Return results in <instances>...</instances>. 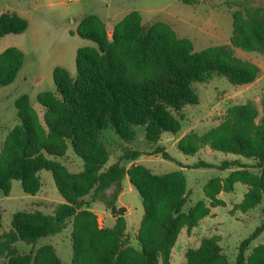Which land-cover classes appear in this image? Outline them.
<instances>
[{
  "label": "trees",
  "instance_id": "trees-1",
  "mask_svg": "<svg viewBox=\"0 0 264 264\" xmlns=\"http://www.w3.org/2000/svg\"><path fill=\"white\" fill-rule=\"evenodd\" d=\"M229 7L233 15L229 44L201 50H195L193 42L180 37L168 23L145 22L138 10L116 22L111 35L99 15L81 19L77 33L94 45L77 50L76 75L55 67L56 90L37 95L42 114L27 94L20 95L15 101L18 123L0 149L2 194H10L14 180L21 181L28 194L41 193L40 172L49 170L64 202L56 204L52 213L17 211L9 228L3 225L0 207L1 264H63L54 245L37 243L68 225L72 264H170L182 229L190 232L212 207L225 205L220 193L234 191L240 182L248 190L236 208L247 212L263 201L264 96L262 111L253 100L230 105L219 124L201 133L191 130L177 142L187 156L208 147L234 154L236 159L219 164L200 159L185 166L159 145L164 132L179 135L189 106L200 104L195 84L219 76L245 86L260 77V66L239 57L236 49L264 55V0H234ZM28 26V20L16 11L0 14V38L22 33ZM24 62L23 52L16 47L0 52V86L13 83ZM140 127L145 129L149 154L162 155L182 167L234 170L211 177L203 187L204 198L186 208L191 190L182 170L156 173L136 163L145 154L133 147ZM111 141L121 148L113 163ZM69 149L83 160L81 171H71L58 159L67 162ZM127 176L144 207L136 235L139 247L131 244L126 208L116 204ZM110 189L113 193L108 195ZM95 201L103 202L115 217L112 227L100 226L90 207ZM263 231L264 223L240 243L234 262L224 253L219 236L203 237L198 247L186 251V264H264V243L252 246ZM20 243L31 245L30 251L21 252Z\"/></svg>",
  "mask_w": 264,
  "mask_h": 264
},
{
  "label": "rangeland",
  "instance_id": "rangeland-1",
  "mask_svg": "<svg viewBox=\"0 0 264 264\" xmlns=\"http://www.w3.org/2000/svg\"><path fill=\"white\" fill-rule=\"evenodd\" d=\"M233 1L205 0L202 4L193 6L181 0H0V14L8 10L16 11L29 22L26 31L7 34L0 38V52L8 47H16L25 56L24 65L15 81L9 85L0 86V149L10 129L18 123L15 101L20 95L27 94L32 105L41 111L37 95L43 91L56 90L53 78L55 67H65L72 76L76 75L77 50L83 46L94 45L91 40L84 39L77 33L84 16L99 15L107 22V29L111 35L117 20L128 11L140 9L144 16L151 17L153 20H168L175 23L181 34L187 35L194 43L195 50H201L209 46L229 44L233 35V15L229 3ZM147 17L144 19L145 22L151 20ZM236 54L258 64L261 68L260 77L253 84L245 86L234 85L227 78L219 76L213 77L208 82L195 84L200 96V104L189 106L191 110L189 115L192 124H199L201 132L219 124L230 105L253 100L262 111L264 55L256 52L246 53L240 49H236ZM165 139L162 137L161 144H165ZM108 145L112 159L120 154L121 148L117 142L111 141ZM137 145L139 149L146 148L145 133L141 127L137 129ZM150 151V149L145 150L142 162L156 173L177 170L176 161L185 164L194 163L203 158L220 163L224 159L235 157L234 154L220 151H214L216 155L204 151L202 155L187 156L177 147H173L168 149V152L176 161H171L164 159L162 155L149 154ZM67 155H69L67 162L64 158L58 159L71 171H80L83 168V160L75 155L72 149L68 150ZM242 160L248 164L254 163V161ZM212 173L211 169L202 168L193 170L187 168L184 171L188 184L192 185L186 208L203 198V181ZM40 174L44 182L42 193L37 195L26 193L19 180L13 181L9 195L6 196L0 191L4 227H10L13 214L20 210L39 209L47 213L54 211L57 197L59 199L62 197L57 190L51 171L42 170ZM128 182V178L123 180L125 188L120 201L131 212L127 222L131 244L139 247L136 235L144 214V207L138 191L135 188L130 189ZM243 190V185L238 184L235 192L226 196L225 205L212 207L211 213L190 232L186 227L182 229L172 250L170 264H186V251L189 248L198 247L203 237L214 235L220 237L224 253L231 262H234L240 243L264 223V199L258 206L247 212L236 208ZM112 193L113 189L107 191L108 195ZM41 196L48 199L41 200ZM90 207L98 212L101 227L114 225L115 217L110 210L107 212L108 209L103 202L95 201ZM47 243L54 245L63 264H72L70 225L55 235L41 238L37 246ZM260 243H264V231L252 242V246ZM19 246L23 253L29 252L32 247L25 243H20ZM1 263L2 260H0Z\"/></svg>",
  "mask_w": 264,
  "mask_h": 264
},
{
  "label": "crops",
  "instance_id": "crops-1",
  "mask_svg": "<svg viewBox=\"0 0 264 264\" xmlns=\"http://www.w3.org/2000/svg\"><path fill=\"white\" fill-rule=\"evenodd\" d=\"M205 0H197V3L196 4H194L193 6H198L199 4H202L203 2H204ZM134 10H138V11H140V13L142 14V16H143V19H145L147 16H144L143 15V12L140 10V9H134ZM132 11V10H131ZM128 12H130V11H128ZM127 12V13H128ZM126 13V14H127ZM125 14V15H126ZM147 18H149V19H151V20H153V18H151V17H147ZM120 20V19H119ZM119 20H117L116 22H118ZM104 21V20H103ZM162 21V20H161ZM164 22H166V23H168V24H170L171 26H172V28L176 31V33L180 36V37H186V38H188L187 37V35H184V34H181V32L179 31V28L178 27H176V25H175V23H173V22H171V21H168V20H163ZM106 24H107V22L106 21H104ZM183 31V30H182ZM184 32V31H183ZM189 39V38H188ZM194 44V43H193ZM70 73V72H69ZM190 119H191V116L189 115L188 117H187V120L185 121V124H184V127H183V130H182V132L179 134V135H174V134H172V133H170V132H164L162 135H161V139L159 140V145H161V146H164L165 147V149L168 151V149H170V148H173V147H177V142H178V140H179V138L180 137H182V136H184L186 133H188L189 131H191V130H196V131H198V132H200L201 133V131L199 130V124L198 123H194V124H192V120L190 121ZM217 125V124H216ZM137 129H139V128H137ZM141 129H143V128H141ZM144 130V133H145V129H143ZM206 131V130H205ZM203 132V131H202ZM162 137H164V138H166L165 139V144L164 143H162L161 144V141H162ZM146 139V138H145ZM133 147L135 148V149H137V150H140V151H142V152H145V150H149V149H151L150 148V145H149V143H148V141L146 140V148L145 149H139L138 148V145H137V137H136V139H135V141H134V144H133ZM204 151H208V152H212L213 154H215L216 155V153L213 151V150H211L210 148H208V147H206V148H203L202 150H200L197 154H199V155H202V153H204ZM145 154H143L137 161H136V163H139V164H143V165H145V166H147V167H149V168H151L150 166H148V165H146L145 163H143L142 162V159H143V156H144ZM204 156V155H203ZM173 157V156H172ZM174 158V157H173ZM236 158H238L236 155H235V157H232V158H227L228 160H233V159H236ZM116 159H117V156L115 157V158H113L112 159V155H111V160H112V162L110 161V163H113L114 161H116ZM200 159H202V160H205V161H207V162H211V163H216V164H219V162H216V161H209V160H206V159H203V158H200ZM199 159V160H200ZM198 160V161H199ZM224 160H226V159H224ZM244 160H246V161H249V160H247V159H244ZM177 162H181V161H177ZM197 162V161H196ZM183 165H192V164H194V163H183V162H181ZM177 164V163H176ZM178 165V164H177ZM178 169L177 170H182L183 171V173H184V171L188 168V167H182V166H179L178 165V167H177ZM83 169V168H82ZM81 169V170H82ZM188 169H190V170H193V168H188ZM208 169H211L212 171H213V173H212V175L210 176V177H208L207 179H205L203 182V184H202V189H203V187H204V185L206 184V182L211 178V177H213V176H217V175H221V176H227L228 175V173L230 172V171H232V170H234V169H226V170H224V171H221V170H218V169H216V168H208ZM80 170V171H81ZM154 171V170H153ZM174 171V170H173ZM155 172V171H154ZM186 176V175H185ZM126 178H128L129 179V177L127 176ZM243 185V187H244V190H243V193H242V196H241V200L240 201H237V202H241L242 201V199H243V197H244V194L247 192V190H248V187H247V185H245V184H242V183H240V182H238V183H236L235 184V189H234V191H232V192H229V193H220V195H219V198H221L222 200H224V201H226L227 202V200H226V196H228L229 194H231V193H234L235 192V190H236V188H237V185ZM128 185H129V187H130V189H133L134 187L132 186V184H131V182H130V180H129V182H128ZM124 188H125V186H124V183H123V189H122V191H121V193H120V195H119V197H118V199H117V207H124V208H126V212H125V218H126V220H127V222H128V216L131 214V212L129 211V209H128V207L125 205V204H123V203H121V201H120V197H121V195H122V193H123V191H124ZM192 188V185H191V183L190 184H188V189L190 190ZM43 192V188H42V190H41V193ZM204 195V194H203ZM62 197V196H61ZM203 198H204V196H203ZM202 198V199H203ZM48 198L47 197H44V196H41V200H47ZM57 204L58 203H62V202H64V199L62 198V199H59L58 197H57ZM93 211H94V209H92ZM97 215H98V212H96V211H94ZM107 212H109V210H107ZM113 216V215H112ZM114 218V217H113ZM141 222V221H140ZM111 226H113V224L111 225Z\"/></svg>",
  "mask_w": 264,
  "mask_h": 264
}]
</instances>
